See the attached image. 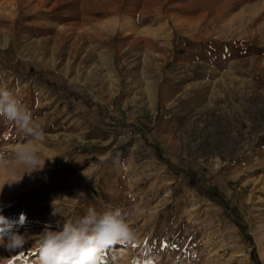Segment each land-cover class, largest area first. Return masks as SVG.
Instances as JSON below:
<instances>
[{
    "label": "rangeland",
    "instance_id": "obj_1",
    "mask_svg": "<svg viewBox=\"0 0 264 264\" xmlns=\"http://www.w3.org/2000/svg\"><path fill=\"white\" fill-rule=\"evenodd\" d=\"M29 1L0 0V88L44 138L0 127V236L25 237L0 264H38L45 226L90 207L135 233L101 264H264V70L238 54L264 45V0Z\"/></svg>",
    "mask_w": 264,
    "mask_h": 264
},
{
    "label": "clouds",
    "instance_id": "obj_2",
    "mask_svg": "<svg viewBox=\"0 0 264 264\" xmlns=\"http://www.w3.org/2000/svg\"><path fill=\"white\" fill-rule=\"evenodd\" d=\"M0 118L11 122L34 141L44 138L42 126L33 120L30 110L5 88H0ZM16 155L19 162L30 167L31 171L41 168L38 153L31 145L21 147ZM2 189L3 186L0 191ZM134 238V230L126 223V214L121 209L97 212L90 207L83 217L64 223L61 230L53 231L45 226L40 234L38 264H101L102 253L108 245L130 242ZM24 242L25 237L19 233H9L7 239L0 236V246L15 247Z\"/></svg>",
    "mask_w": 264,
    "mask_h": 264
},
{
    "label": "bare ground",
    "instance_id": "obj_3",
    "mask_svg": "<svg viewBox=\"0 0 264 264\" xmlns=\"http://www.w3.org/2000/svg\"><path fill=\"white\" fill-rule=\"evenodd\" d=\"M48 1H50V0H30L29 2H33L34 3V5H35V8L37 9V8H43L44 6H45V4H47V2ZM86 1V3H85V6L84 7H86L85 9L86 10H84V12H93V10L94 9H99V7H103V6H107L108 7V11H109V9H111V10H115L117 7H118V4L116 5V3H115V1H113V0H109V1H103V2H100L99 0V3L98 4H96L94 1L95 0H85ZM102 1V0H101ZM227 2V1H226ZM30 3V4H31ZM224 3V2H223ZM17 4H18V2H17ZM54 4H59V0H55V2H54ZM227 5V4H226ZM89 7V8H88ZM106 7V8H107ZM120 10V9H119ZM117 12V11H116ZM248 12V11H247ZM253 12V11H252ZM256 12V11H255ZM85 14V13H84ZM243 14V13H242ZM84 16V15H83ZM89 16V15H88ZM233 16V15H232ZM85 17V16H84ZM87 18V17H86ZM89 18V17H88ZM213 18V17H212ZM220 18V17H219ZM234 18V17H233ZM232 18V19H233ZM244 19V18H243ZM213 20H216V19H213ZM212 21V20H211ZM231 21V20H230ZM245 21V20H244ZM217 22V21H216ZM237 22V21H236ZM242 22V21H241ZM80 23H71L70 24V26H69V28H76L77 29V27H78V25H79ZM240 24H242V23H240ZM256 24V23H255ZM69 25V24H68ZM77 25V26H76ZM258 25V24H257ZM228 26V25H227ZM226 26V27H227ZM238 26V25H237ZM68 27V26H67ZM86 27V26H85ZM241 27H242V25H241ZM240 27V28H241ZM235 28V27H234ZM238 28V27H237ZM243 28V27H242ZM240 30V29H239ZM83 31V30H82ZM80 32V31H79ZM249 32H250V30H249ZM254 33V32H253ZM227 34V33H226ZM81 35V34H80ZM225 35V34H224ZM228 35V34H227ZM80 37V36H79ZM254 37H255V35L251 38V40H250V42L248 43V45L247 46H245L244 44V46L243 47H241L240 48V51H238V54L240 55V56H242V55H246V54H252L250 57H246V58H241V59H239V61L241 62V63H249V64H251L250 65V67L248 68L249 70H252V68L251 67H254V68H257V69H259V71H261V70H264V59H263V61L261 62V59H260V57H259V55H256V54H260V56L262 55V54H264V45H258V44H256V43H252L253 41H256L257 42V40H255L254 39ZM230 38V37H229ZM248 42V41H247ZM78 43V42H77ZM230 44V43H229ZM237 46V45H236ZM228 47V46H227ZM236 49H239V48H236ZM237 51V50H236ZM235 52V51H234ZM232 52H230V54H231ZM236 53V52H235ZM227 59V58H226ZM231 65V64H230ZM240 65H242V64H240ZM253 68V69H254ZM262 72V71H261ZM225 78V77H224ZM225 88V92L227 91L228 92V86H225L224 87ZM226 92V93H227ZM256 94V93H255ZM226 100V99H225ZM258 100V99H257ZM262 101V100H261ZM230 104V103H229ZM256 104V103H255ZM262 106H264V105H262ZM260 107V106H259ZM240 108V107H239ZM232 111V110H231ZM232 116H234V119H235V117L237 118V116L238 117H241V112L239 111V112H234V113H232ZM5 120L4 119H1L0 120V127H3L4 125H5V122H4ZM239 121H242V120H239ZM237 122V121H236ZM259 127V126H258ZM255 128H257V127H255ZM261 129V128H260ZM260 129H258L259 131H260ZM257 134V133H256ZM255 134V135H256ZM262 135V134H261ZM260 135V136H261ZM231 136V135H230ZM235 136V135H234ZM256 137V136H255ZM259 138V137H258ZM261 138V137H260ZM257 139V138H256ZM255 139V140H256ZM257 141V140H256ZM246 147V146H245ZM112 248H113V250L114 251H116L117 253H127V248L125 247V246H123V245H117V246H112ZM124 255V254H123ZM125 256V255H124Z\"/></svg>",
    "mask_w": 264,
    "mask_h": 264
},
{
    "label": "trees",
    "instance_id": "obj_4",
    "mask_svg": "<svg viewBox=\"0 0 264 264\" xmlns=\"http://www.w3.org/2000/svg\"><path fill=\"white\" fill-rule=\"evenodd\" d=\"M38 75L40 76V78H42L43 77V73L42 72H38ZM43 79V78H42ZM45 82H47L48 83V79L46 80H44ZM50 84L53 86V87H55V88H57V87H59L57 84H55L54 82H50ZM189 173H190V175H191V177H196V172H193V171H189ZM194 183H196V182H194ZM242 228L245 230L246 228L242 225ZM252 256H253V258H254V260L258 263V264H260V262H259V259H258V256H257V253H256V250H253L252 251Z\"/></svg>",
    "mask_w": 264,
    "mask_h": 264
}]
</instances>
